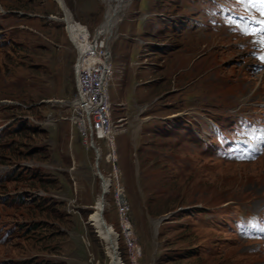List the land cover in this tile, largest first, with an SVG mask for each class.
<instances>
[{
  "label": "rangeland",
  "instance_id": "374dc122",
  "mask_svg": "<svg viewBox=\"0 0 264 264\" xmlns=\"http://www.w3.org/2000/svg\"><path fill=\"white\" fill-rule=\"evenodd\" d=\"M63 3L91 32L115 13L106 82L110 118L118 124L113 134L124 128V115L133 119L111 135V146L103 138L92 146L86 123L70 119L81 111L61 101L74 96L77 59L59 1L0 0V123L7 122L0 169L15 166L0 178V224L14 227L0 242V260L112 264L88 219L100 171L110 178L104 216L116 233L120 264H261L264 255L235 245L219 224L223 215H246L264 203V159L233 162L223 150L219 156L196 145L190 130L176 135L170 128L172 115H189L196 130L208 109L224 114L264 101V69H254L248 49L226 44L235 25H221L219 12L209 27H180L163 17L203 19L206 11L190 10L200 0ZM20 192L38 194L12 201ZM32 221L40 225L26 230Z\"/></svg>",
  "mask_w": 264,
  "mask_h": 264
},
{
  "label": "bare ground",
  "instance_id": "6f19581e",
  "mask_svg": "<svg viewBox=\"0 0 264 264\" xmlns=\"http://www.w3.org/2000/svg\"><path fill=\"white\" fill-rule=\"evenodd\" d=\"M60 5L63 8L64 12V20L67 24V32L68 36L73 43L74 47L76 48V59L73 70H74V96L67 100H61L62 102H69V104L72 107H75L79 109L82 113L81 116L76 115L72 118L74 115L73 112H71L70 119L73 123H76L78 119L83 120V123H86L87 129H88V136L87 138H90V144H92L91 141V127L90 122L85 119V114H87V107H88V114L90 121L93 125V127H100V115L98 112L97 106H94V98H93V89L92 88H85L83 98L78 96V81L77 76L79 79H86V69L85 68H79L83 61V45H76L78 43V34L80 32H84V25H81V23L76 22L73 20L70 12L68 9L64 6L63 0H58ZM114 12L107 15L106 20L104 23L110 25L112 22V18L114 16ZM113 36V32L108 33V42H101L99 48H98V39H91V44L88 45V53L91 56V60L94 62H102L104 61V53L107 54V56H112V47H111V39ZM112 57H109L108 59V70L106 72V75L104 76V88L107 91L106 88V82H107V75L109 73L110 65H111ZM69 106L68 104H66ZM109 102L107 100V93H102L101 95V113H105V134L107 136V144L112 145L111 142V135L113 134L114 130H111L112 128L118 127V124L116 122L112 121L110 118V107ZM70 106V108H71ZM72 110V108H71ZM119 121L123 120V118H119ZM117 120V121H118ZM125 121V120H124ZM116 126H115V125ZM98 148V147H97ZM99 150V149H98ZM113 151V150H112ZM100 154V153H99ZM98 175L101 177L100 181V192L98 194L97 200L95 204L93 205V210L91 214L89 215V222L93 225L95 231L97 234L101 237V239L105 242L106 248L108 250V254L110 255V259L112 260V264H120V261L118 259L117 255V243L115 240V231L114 229L108 224V222L105 219L104 216V209H105V193L108 190L109 187V181L110 178L107 176H104L100 171L98 172Z\"/></svg>",
  "mask_w": 264,
  "mask_h": 264
},
{
  "label": "built area",
  "instance_id": "2783aa9c",
  "mask_svg": "<svg viewBox=\"0 0 264 264\" xmlns=\"http://www.w3.org/2000/svg\"><path fill=\"white\" fill-rule=\"evenodd\" d=\"M79 21V20H78ZM112 23L110 25L106 23H101L97 27L94 28L93 32L87 27L86 24L83 26L84 32H80L78 34V43L76 45H83V61L79 68L86 69V79H79L78 81V96L83 98L84 89L92 88L93 89V98H94V106H97L98 112L100 115V127H93L87 107V114H85V119L90 122L91 127V141L92 146H97L95 140L96 138H103L107 144V136L105 134V113H101V95L102 93H107L104 88V76L108 70V59L112 56H107L104 53V61L102 62H94L91 60V56L88 53V45L91 44V39H98V48L101 42H108V33L114 32L115 30V21L112 18ZM79 127V131L81 132V128ZM122 212H125L124 205L121 206Z\"/></svg>",
  "mask_w": 264,
  "mask_h": 264
},
{
  "label": "trees",
  "instance_id": "16d2710c",
  "mask_svg": "<svg viewBox=\"0 0 264 264\" xmlns=\"http://www.w3.org/2000/svg\"><path fill=\"white\" fill-rule=\"evenodd\" d=\"M175 108L180 109L181 107L176 106ZM181 121H182L181 118H179V116H176V117H175V125L172 126L171 129H176V126H177ZM167 127H168V126H167ZM161 134H166V133L161 132ZM166 135H167V134H166ZM143 143H146V142H141V143H139V144L141 145V144H143ZM38 178H39V177H38ZM37 224H38V222H35V223H34V226L36 227ZM34 226H33V227H34Z\"/></svg>",
  "mask_w": 264,
  "mask_h": 264
},
{
  "label": "snow or ice",
  "instance_id": "6c2138e0",
  "mask_svg": "<svg viewBox=\"0 0 264 264\" xmlns=\"http://www.w3.org/2000/svg\"><path fill=\"white\" fill-rule=\"evenodd\" d=\"M262 2H264V0H262ZM262 14H264V13H262ZM261 23H264V21H262ZM262 30H264V29H262Z\"/></svg>",
  "mask_w": 264,
  "mask_h": 264
}]
</instances>
